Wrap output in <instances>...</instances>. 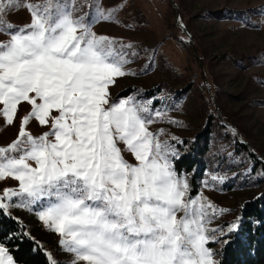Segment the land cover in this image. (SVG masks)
Listing matches in <instances>:
<instances>
[{"label":"snow or ice","instance_id":"obj_1","mask_svg":"<svg viewBox=\"0 0 264 264\" xmlns=\"http://www.w3.org/2000/svg\"><path fill=\"white\" fill-rule=\"evenodd\" d=\"M17 2L0 0V16ZM24 6L30 23L0 20L8 36L0 42V116L13 125L19 106L30 105L17 139L0 146V180L19 184L5 189L0 212L7 214L17 197L15 207L39 205V219L60 235L73 264H219L208 247L215 242L208 233L217 230L206 225L224 210L186 198L188 182L170 159L177 153L149 131L153 120L141 115L147 106L132 98L110 103L109 86L128 74L123 49L131 47L117 49L118 41L92 31L110 13L97 6L95 20L85 22L73 14L75 0ZM33 119L50 130L33 136ZM238 228L239 220L229 231ZM0 264H15L3 245Z\"/></svg>","mask_w":264,"mask_h":264},{"label":"rangeland","instance_id":"obj_2","mask_svg":"<svg viewBox=\"0 0 264 264\" xmlns=\"http://www.w3.org/2000/svg\"><path fill=\"white\" fill-rule=\"evenodd\" d=\"M43 2L6 4L0 20L17 27L28 24L31 15L24 5ZM97 6L110 17L94 22L92 31L118 41L117 49L120 44L131 45L123 49L130 61L125 65L128 74L109 86L110 103L132 98L137 106H147L150 111L141 115L152 118L149 131L167 142L177 157L180 141L192 140L212 125L211 161L196 196L190 197L189 177L182 179L189 185L187 199L203 197L224 210L206 225L217 230L208 233L217 244L221 230L227 233L238 220L241 207L264 193V184L257 180L262 168L252 174V158L264 167V0H75L73 14L85 16V22L89 17L95 20ZM7 39L0 32V42ZM150 91L154 94L149 95ZM157 111L163 116L157 118ZM29 112L30 105L22 103L13 125H6L0 116V146L17 139L20 119ZM50 127L33 119L27 130L39 136ZM235 140L247 149L235 150ZM118 147L125 160L137 163L123 143ZM177 157H170L172 163ZM18 187L13 178L0 180V197L5 189ZM19 202L18 197L9 202L7 215L45 245L56 264H73L74 254L60 244V235L39 219L41 207H15ZM181 216L182 212L177 213ZM210 244L218 261L216 250L221 244Z\"/></svg>","mask_w":264,"mask_h":264},{"label":"trees","instance_id":"obj_3","mask_svg":"<svg viewBox=\"0 0 264 264\" xmlns=\"http://www.w3.org/2000/svg\"><path fill=\"white\" fill-rule=\"evenodd\" d=\"M152 94L154 92L150 91L149 95ZM211 126L194 139L176 145L181 154L173 161L174 170L180 178L189 177L193 186L191 198L198 194L200 181L209 169L214 135ZM234 147L238 152L247 149L237 140ZM252 162V174H256L259 166L262 168L261 177L257 180L264 184V167L258 160L252 158ZM238 220L239 228L236 231H228L220 236L217 244H210L211 247L221 244L220 249L216 250L219 264H264V193L241 207ZM0 244L6 247L17 264H51L46 246L33 240L18 220L2 212Z\"/></svg>","mask_w":264,"mask_h":264}]
</instances>
